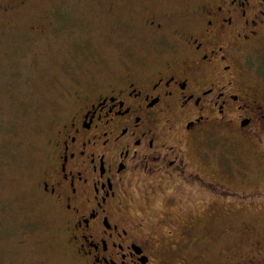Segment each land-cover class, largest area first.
<instances>
[{
  "label": "flooded vegetation",
  "instance_id": "af4514ba",
  "mask_svg": "<svg viewBox=\"0 0 264 264\" xmlns=\"http://www.w3.org/2000/svg\"><path fill=\"white\" fill-rule=\"evenodd\" d=\"M12 1L5 12L30 0ZM183 6L134 4L153 43L146 59L71 91L50 128L35 199L80 264H171L178 252L187 264L189 242L264 264V240L239 216L264 202V87L246 63L264 41V0ZM232 143L250 147L261 180L232 171Z\"/></svg>",
  "mask_w": 264,
  "mask_h": 264
},
{
  "label": "rangeland",
  "instance_id": "374dc122",
  "mask_svg": "<svg viewBox=\"0 0 264 264\" xmlns=\"http://www.w3.org/2000/svg\"><path fill=\"white\" fill-rule=\"evenodd\" d=\"M140 1L30 0L5 12L4 5L14 6L13 1L0 0V264H80L64 255L60 241L52 240L60 224L37 203L33 180L51 126L71 105L69 93L119 72L122 62L146 59L153 43L141 34V11L133 10ZM146 1L159 13L163 1L170 8L201 0ZM246 60L247 76L264 87V41ZM231 157L233 172L239 168L252 181L261 180L250 147L232 143ZM239 216L253 225L252 237L264 240V202ZM228 226L236 229L233 218ZM236 239L231 233L218 245ZM183 250L187 264L240 262L211 256L194 242ZM180 256L176 253L169 263L185 262Z\"/></svg>",
  "mask_w": 264,
  "mask_h": 264
}]
</instances>
